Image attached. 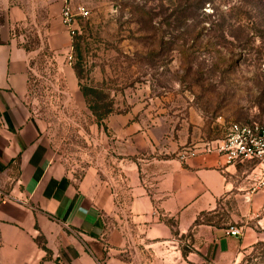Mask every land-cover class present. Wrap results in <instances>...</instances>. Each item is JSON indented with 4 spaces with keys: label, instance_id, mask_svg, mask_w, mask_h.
<instances>
[{
    "label": "crops",
    "instance_id": "0c3cea01",
    "mask_svg": "<svg viewBox=\"0 0 264 264\" xmlns=\"http://www.w3.org/2000/svg\"><path fill=\"white\" fill-rule=\"evenodd\" d=\"M41 1L57 78L85 109L63 2ZM29 15L0 0V264H238L261 239V161L205 152L223 135L194 109L182 118L147 104L96 122L104 158L70 169L30 102L31 53L16 32ZM187 148L197 151L182 158Z\"/></svg>",
    "mask_w": 264,
    "mask_h": 264
},
{
    "label": "rangeland",
    "instance_id": "374dc122",
    "mask_svg": "<svg viewBox=\"0 0 264 264\" xmlns=\"http://www.w3.org/2000/svg\"><path fill=\"white\" fill-rule=\"evenodd\" d=\"M10 3L36 14L16 29L31 53L30 102L75 172L104 158L106 138L95 131L91 106L101 114L153 104L182 118L190 108L223 136L235 122L264 127V0H72L73 66L88 92L85 109L57 78L43 2ZM255 222L261 239L238 264H264V223Z\"/></svg>",
    "mask_w": 264,
    "mask_h": 264
},
{
    "label": "built area",
    "instance_id": "2783aa9c",
    "mask_svg": "<svg viewBox=\"0 0 264 264\" xmlns=\"http://www.w3.org/2000/svg\"><path fill=\"white\" fill-rule=\"evenodd\" d=\"M63 7L61 18L70 35H75L77 32V19L73 10L72 0H62ZM80 15L88 16L89 10L80 8ZM70 63L73 62V57L69 56ZM216 149L222 155L226 156L229 163L244 162L247 159L257 158L264 165V127L257 123L242 124L232 123L223 138L218 144L213 147L210 143L205 145V152ZM196 149H185L181 152V157L186 158L189 155L196 153ZM263 176L259 182V187H264V168ZM1 192V190H0ZM228 235L243 236L244 229L241 226L230 225L225 230Z\"/></svg>",
    "mask_w": 264,
    "mask_h": 264
},
{
    "label": "trees",
    "instance_id": "16d2710c",
    "mask_svg": "<svg viewBox=\"0 0 264 264\" xmlns=\"http://www.w3.org/2000/svg\"><path fill=\"white\" fill-rule=\"evenodd\" d=\"M81 89H82L84 95L87 96L88 92L86 90H84L82 87H81ZM91 110H92L93 114L96 116L98 122H101L111 112L108 110L104 113L98 114L92 106H91Z\"/></svg>",
    "mask_w": 264,
    "mask_h": 264
}]
</instances>
